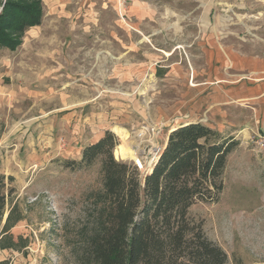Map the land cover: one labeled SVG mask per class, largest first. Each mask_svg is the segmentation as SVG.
Segmentation results:
<instances>
[{"label": "rangeland", "instance_id": "obj_1", "mask_svg": "<svg viewBox=\"0 0 264 264\" xmlns=\"http://www.w3.org/2000/svg\"><path fill=\"white\" fill-rule=\"evenodd\" d=\"M6 1L42 17L0 49V264H98L103 156L80 164L83 148L110 131L113 158L135 166L179 116L224 99L235 127L213 129L238 144L218 197L188 213L225 264H264V152L251 142L264 134V0H0V14Z\"/></svg>", "mask_w": 264, "mask_h": 264}, {"label": "trees", "instance_id": "obj_2", "mask_svg": "<svg viewBox=\"0 0 264 264\" xmlns=\"http://www.w3.org/2000/svg\"><path fill=\"white\" fill-rule=\"evenodd\" d=\"M35 3L6 1L0 14V49L15 50L21 41L10 33L21 34L40 23L42 14ZM162 134L157 161L142 173L113 158L117 139L110 131L82 150L80 164L89 165L103 156L106 205L88 245L98 264L227 261L226 252L207 237L201 221L190 217L188 210L197 200L218 197L227 155L237 140L222 139L201 121L176 124ZM115 152L126 158V145H117ZM4 201L0 195V213Z\"/></svg>", "mask_w": 264, "mask_h": 264}, {"label": "crops", "instance_id": "obj_3", "mask_svg": "<svg viewBox=\"0 0 264 264\" xmlns=\"http://www.w3.org/2000/svg\"><path fill=\"white\" fill-rule=\"evenodd\" d=\"M220 102H222V103H220L221 105L216 104V106L215 107L213 106L210 110L206 109V112L204 111V114H202V118H199L198 120L203 122V123H205L206 125H208V126H210L212 128H216L217 124L220 123V124H218L219 126H217V127H219L220 130L225 131L226 130L225 122H227L226 121L227 117H230V116L228 114H226V112L224 110V107H222V105L223 104L225 105V104L231 103V102H229L228 100H225V99L221 100ZM231 104H233V102ZM229 111L232 112V113H235L236 112V107L235 108L234 107L229 108ZM209 113H211L210 115L212 116V118L210 117V115L208 116ZM196 115L197 114H193V113L192 114L185 113L184 115L179 116V118H177V120H176V121H178L177 124H182V123H185V122L196 121L197 120V116ZM210 120H211L212 123L208 122ZM230 120H231L230 123H231L232 127H235L234 124H233L232 117H230ZM231 131L230 132L228 131V132L232 136H235L236 138L239 137L238 134L235 133V130L233 128H232ZM241 132H243V129H242Z\"/></svg>", "mask_w": 264, "mask_h": 264}, {"label": "built area", "instance_id": "obj_4", "mask_svg": "<svg viewBox=\"0 0 264 264\" xmlns=\"http://www.w3.org/2000/svg\"><path fill=\"white\" fill-rule=\"evenodd\" d=\"M253 149H257L259 152H264V134H257L253 136L252 140ZM161 150V144L151 153L149 159L146 160H136L135 166L140 172H143L147 167H151L158 159V154ZM137 159V158H136Z\"/></svg>", "mask_w": 264, "mask_h": 264}, {"label": "bare ground", "instance_id": "obj_5", "mask_svg": "<svg viewBox=\"0 0 264 264\" xmlns=\"http://www.w3.org/2000/svg\"><path fill=\"white\" fill-rule=\"evenodd\" d=\"M146 85H147V87H148L149 84L146 83ZM147 87L145 86V88H144L143 91H142V94L145 92V90L147 89ZM150 89H151V88H150ZM133 150H134V151H133ZM128 153L131 154L132 157H127V158H133V157L135 156V149H134V148L131 149V147L129 146V148H128ZM125 159H126V158H125Z\"/></svg>", "mask_w": 264, "mask_h": 264}]
</instances>
